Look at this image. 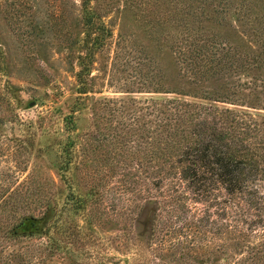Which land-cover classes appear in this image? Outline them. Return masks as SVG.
Listing matches in <instances>:
<instances>
[{
    "label": "trees",
    "instance_id": "trees-1",
    "mask_svg": "<svg viewBox=\"0 0 264 264\" xmlns=\"http://www.w3.org/2000/svg\"><path fill=\"white\" fill-rule=\"evenodd\" d=\"M78 1L81 32L67 47L79 69L78 96L64 119L66 139H59L56 163L64 185L61 203L46 204L39 216L19 215L7 226L0 238V264H205L218 255L227 264H264V47L254 44L245 12L226 3L222 7L219 0L227 16L226 36L194 29L177 34L168 53L184 89H155L157 97L145 99L141 109L146 111L142 133L140 127H128L137 150H143L153 190L164 189L159 195L149 192L136 219L142 231L134 240L125 229L103 235L100 224L108 211L88 209L93 195H77L67 176L78 139L74 114L88 93L85 77L113 37L103 23V8L93 7V0ZM118 40L117 47H123L122 37ZM213 75L220 77V90L193 93L194 85ZM143 78L140 84L153 83L149 75ZM2 90L11 87H0V98ZM18 194L0 189V214ZM81 213L83 221L70 220ZM145 236V248L134 243ZM32 238L43 241L3 251L7 244Z\"/></svg>",
    "mask_w": 264,
    "mask_h": 264
},
{
    "label": "rangeland",
    "instance_id": "rangeland-1",
    "mask_svg": "<svg viewBox=\"0 0 264 264\" xmlns=\"http://www.w3.org/2000/svg\"><path fill=\"white\" fill-rule=\"evenodd\" d=\"M126 1H92L93 7L103 8L99 10L103 23L113 37L97 53L91 74L85 77L88 93L74 114L78 139L67 176L77 195H93L88 209L108 211L99 232L107 236L125 229L136 240L142 231L136 225L137 214L149 192L159 195L164 189L153 190V179L144 169L143 150H137L128 127H140L142 133L146 111L141 109L145 99L155 96V89H184L172 62L174 55L168 53L177 34L194 29L226 36L229 29L219 0H128L127 5ZM220 2L222 7L226 3L245 12L244 22L250 21L246 29L255 34L254 44L264 47V0ZM78 3L0 0V69H5L0 72V87H11L9 92L2 90L5 98H0V189L20 193L11 199L7 213L0 214V238L19 215L39 216L46 204L61 203L64 185L56 163L59 139H66L64 119L78 96V65L67 56L68 45L81 32ZM120 36L124 44L118 48ZM148 75L153 83L140 84ZM219 78L206 76V81L191 90H220ZM72 219L84 220L82 213ZM138 239L134 243L145 248L146 236ZM42 241L20 239L3 251H21L25 245ZM221 258L212 256L205 264H227Z\"/></svg>",
    "mask_w": 264,
    "mask_h": 264
},
{
    "label": "water",
    "instance_id": "water-1",
    "mask_svg": "<svg viewBox=\"0 0 264 264\" xmlns=\"http://www.w3.org/2000/svg\"><path fill=\"white\" fill-rule=\"evenodd\" d=\"M33 106V104H30V107H32Z\"/></svg>",
    "mask_w": 264,
    "mask_h": 264
}]
</instances>
